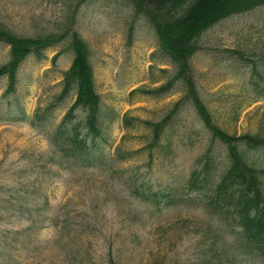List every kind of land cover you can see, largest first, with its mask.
<instances>
[{
	"label": "rangeland",
	"instance_id": "obj_1",
	"mask_svg": "<svg viewBox=\"0 0 264 264\" xmlns=\"http://www.w3.org/2000/svg\"><path fill=\"white\" fill-rule=\"evenodd\" d=\"M0 27L22 38H55L70 29L43 59L30 56L20 66L14 95L1 98L6 78H0V264H250L232 256L233 220L205 203L228 167L226 149L211 139L179 88L147 94L173 67L127 0H0ZM71 32L87 46L101 101L99 136L88 134L81 110L73 121L94 165L59 151L63 137L52 142L73 93L39 122L31 120L36 107L56 104L73 58ZM198 45L190 68L214 122L229 135L264 138V98L255 87H264V6L217 23ZM8 59L9 48L0 42V66ZM8 101L24 105L30 121H10L18 114L5 111ZM178 102L150 148L144 122L156 124ZM251 155L264 170V157ZM207 160L213 170L205 196L192 183L201 180L203 174H194ZM261 181L264 190V174Z\"/></svg>",
	"mask_w": 264,
	"mask_h": 264
},
{
	"label": "trees",
	"instance_id": "obj_2",
	"mask_svg": "<svg viewBox=\"0 0 264 264\" xmlns=\"http://www.w3.org/2000/svg\"><path fill=\"white\" fill-rule=\"evenodd\" d=\"M133 9L135 17H144L153 29L157 38V50L166 56L173 67V74L159 87L149 93L162 96L179 88L184 93L183 99L189 101L199 117L204 128L211 135L213 141L219 142L226 149L228 167L220 176L217 184L212 185L208 195L204 189L208 187V172L213 170L208 160L202 170L200 181L196 179L193 188L206 196V206L212 207L214 213L225 215L233 220L238 227L235 243L232 244V256L235 260H243L250 264H264V190L261 177L264 170L254 166L251 153H260L264 157V138L259 134L229 135L214 122L209 109L199 98L195 81L190 68V60L200 49L198 39L217 23L242 13L249 12L257 7L264 6V0H127ZM70 33V29L53 37L22 38L12 34L4 27H0V42L9 47V59L0 67V76L8 78L5 96L15 90L17 69L29 54L43 58L46 49L57 45ZM72 33V32H71ZM70 50L74 57L70 68L64 73L62 88L55 101L60 103L75 91V100L68 108L63 119L57 126L53 143H58L65 156L75 163L94 164L90 159L89 147L85 136L79 132L80 124L73 123L74 112L81 110L85 113L84 128L92 138L100 134V97L95 90L93 82V69L90 62L89 51L85 42L75 32L70 36ZM55 61V58L53 59ZM254 75H260L256 66H252ZM167 74V71H162ZM264 72V71H262ZM259 85H255V87ZM135 90L130 93L132 96ZM259 96L264 98V87L257 90ZM9 106V103H7ZM181 102L161 121L153 124L144 122L150 129L153 148L159 141L164 128L176 114ZM57 105H51L48 110ZM36 111L32 123L42 120L46 111ZM24 120H27L25 117ZM125 126L129 125L127 116L123 118ZM209 156L207 157V159ZM242 262V261H240ZM112 264V263H110Z\"/></svg>",
	"mask_w": 264,
	"mask_h": 264
}]
</instances>
